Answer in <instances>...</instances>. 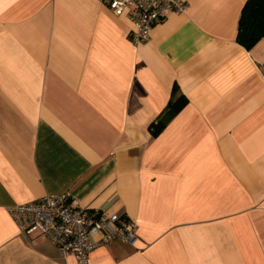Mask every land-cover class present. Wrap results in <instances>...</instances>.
Returning <instances> with one entry per match:
<instances>
[{
    "label": "crops",
    "instance_id": "obj_1",
    "mask_svg": "<svg viewBox=\"0 0 264 264\" xmlns=\"http://www.w3.org/2000/svg\"><path fill=\"white\" fill-rule=\"evenodd\" d=\"M185 1L135 42L102 0H0V264H75L12 214L65 192L134 221L90 264H264V38L246 0Z\"/></svg>",
    "mask_w": 264,
    "mask_h": 264
},
{
    "label": "built area",
    "instance_id": "obj_2",
    "mask_svg": "<svg viewBox=\"0 0 264 264\" xmlns=\"http://www.w3.org/2000/svg\"><path fill=\"white\" fill-rule=\"evenodd\" d=\"M117 16L132 22L129 30L135 42L147 40L153 27L171 12H183L185 0H102ZM12 214L24 232L38 231L55 244L63 254L74 257L75 264H90L89 253L99 243L120 238L130 244L138 240L134 221L116 214L80 206L69 192L46 194L21 203ZM99 235L97 240L91 234Z\"/></svg>",
    "mask_w": 264,
    "mask_h": 264
},
{
    "label": "trees",
    "instance_id": "obj_3",
    "mask_svg": "<svg viewBox=\"0 0 264 264\" xmlns=\"http://www.w3.org/2000/svg\"><path fill=\"white\" fill-rule=\"evenodd\" d=\"M261 38H264V0H246L238 19L237 41L250 48ZM187 101L175 86L165 112L152 124L153 134H158Z\"/></svg>",
    "mask_w": 264,
    "mask_h": 264
}]
</instances>
